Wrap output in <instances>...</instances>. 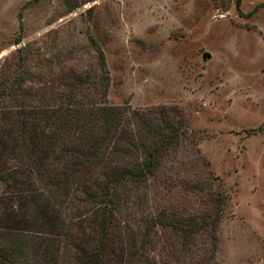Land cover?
Wrapping results in <instances>:
<instances>
[{
    "label": "rangeland",
    "instance_id": "obj_1",
    "mask_svg": "<svg viewBox=\"0 0 264 264\" xmlns=\"http://www.w3.org/2000/svg\"><path fill=\"white\" fill-rule=\"evenodd\" d=\"M96 47L106 103L184 124L150 201L203 207L212 181L225 200L211 264H264V0H0V82L19 65L34 93L96 75Z\"/></svg>",
    "mask_w": 264,
    "mask_h": 264
},
{
    "label": "trees",
    "instance_id": "obj_2",
    "mask_svg": "<svg viewBox=\"0 0 264 264\" xmlns=\"http://www.w3.org/2000/svg\"><path fill=\"white\" fill-rule=\"evenodd\" d=\"M95 52L96 75L48 92L26 85L22 65L0 82V264H211L222 189L206 183L203 207L150 201L184 124L163 107L106 103Z\"/></svg>",
    "mask_w": 264,
    "mask_h": 264
},
{
    "label": "water",
    "instance_id": "obj_3",
    "mask_svg": "<svg viewBox=\"0 0 264 264\" xmlns=\"http://www.w3.org/2000/svg\"><path fill=\"white\" fill-rule=\"evenodd\" d=\"M207 57H209V53L208 52H203L202 54H201V58H207Z\"/></svg>",
    "mask_w": 264,
    "mask_h": 264
}]
</instances>
